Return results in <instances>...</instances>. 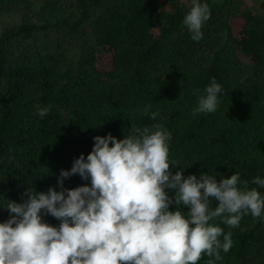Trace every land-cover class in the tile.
<instances>
[{"label":"trees","instance_id":"16d2710c","mask_svg":"<svg viewBox=\"0 0 264 264\" xmlns=\"http://www.w3.org/2000/svg\"><path fill=\"white\" fill-rule=\"evenodd\" d=\"M255 1L262 14L245 0H206L211 16L195 42L182 25L191 0H43L37 10L0 0V14L22 7L20 21L0 35V201L22 202L27 187L55 186L61 169L91 152L93 137L123 139L153 124L171 133L169 161L185 176L208 172L219 182L239 173L257 187L251 180L264 178V0ZM86 27L76 56L42 41L64 31L81 40ZM213 77L225 89L218 110L194 116ZM84 183L74 176L64 186ZM8 218L0 209V222ZM215 223L234 241L216 264H264V222L246 215L235 229Z\"/></svg>","mask_w":264,"mask_h":264},{"label":"clouds","instance_id":"9594fccd","mask_svg":"<svg viewBox=\"0 0 264 264\" xmlns=\"http://www.w3.org/2000/svg\"><path fill=\"white\" fill-rule=\"evenodd\" d=\"M211 11L206 0H191L182 25L199 42ZM225 89L215 77L192 114L217 112ZM48 107L39 109L43 118ZM147 112V110H146ZM159 113H150L156 120ZM172 135L161 124L133 129L123 139L93 137L91 152L61 169L46 192L26 188L22 202L6 198L0 209V264H207L223 259L234 245L232 232L246 215L264 222V178L249 187L239 173L230 178L204 172L185 176L169 161ZM178 169L173 172L172 168ZM79 176L86 183L66 188ZM215 207H212V202ZM173 209V210H170ZM186 209L187 211H181ZM59 221L53 226L46 217Z\"/></svg>","mask_w":264,"mask_h":264},{"label":"rangeland","instance_id":"374dc122","mask_svg":"<svg viewBox=\"0 0 264 264\" xmlns=\"http://www.w3.org/2000/svg\"><path fill=\"white\" fill-rule=\"evenodd\" d=\"M27 3L31 4L35 10H37L41 5L43 0H25ZM248 7L255 14H262V10L260 8V3L255 0H245ZM21 9L18 7H12L3 13L0 14V35L9 27L15 26L21 18ZM83 39H78L76 37H72L68 31H64L62 33H50L47 37H43L42 41H45L46 45L52 46V49L56 48V44L58 42L61 43L64 50L69 54L76 56L79 52L82 45L88 40L87 34L89 33V28L86 27L84 30ZM86 40V41H85Z\"/></svg>","mask_w":264,"mask_h":264}]
</instances>
